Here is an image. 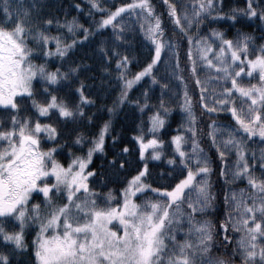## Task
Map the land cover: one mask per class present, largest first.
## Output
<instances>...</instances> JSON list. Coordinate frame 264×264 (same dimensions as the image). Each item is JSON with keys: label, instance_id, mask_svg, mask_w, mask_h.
Segmentation results:
<instances>
[{"label": "snow or ice", "instance_id": "snow-or-ice-1", "mask_svg": "<svg viewBox=\"0 0 264 264\" xmlns=\"http://www.w3.org/2000/svg\"><path fill=\"white\" fill-rule=\"evenodd\" d=\"M89 4L92 9L101 8L98 0H89ZM191 7L189 12L168 3L167 12L187 41L185 67L199 87L197 103L210 115L226 112L234 121L228 127H222L219 120L207 123L206 135L216 149L219 175L227 186L223 219L215 221L207 216L217 206L209 179L213 169L201 146L199 121L188 91L183 92L180 104L185 121L169 139L172 154L164 159L158 150L165 145L159 131L169 113L161 101L148 117L146 132L141 127L134 134L138 169L123 187L102 193L90 181L99 177L103 182L105 167L125 170L130 149L118 134L111 135V119L103 120L90 137L76 131L82 123L92 122L86 107L93 106L95 100L87 94L89 85L80 79L89 66L75 59L67 64L64 61L78 44L89 40L90 29L75 17L63 22L39 18L32 0H0V112L6 114L0 116V241L9 249H0V264H12L17 253L28 249L25 230L31 226L36 229L31 241L33 264H236L237 255L239 264H264V148L257 156L243 139L264 138V43L257 46L256 38L240 29L235 39L215 28L206 36L192 33V28H200L202 17L211 13L223 17L225 13L216 11L214 0H191ZM101 10L107 15L94 21L95 29L110 26L112 34L97 50L105 63L114 60L121 83L116 104L128 102L129 89L143 79L156 83L155 69L169 53L167 67L184 82L176 42L165 33L164 22L150 0H131ZM231 12L234 14L228 19L234 24L241 23L239 16L249 22L258 20L264 29V0H245L244 7ZM125 15L152 46L147 62L131 75L132 61L119 47L125 45L130 28L123 21ZM53 24L65 27L70 34L81 30L83 35L65 40L61 33L48 31ZM250 45L258 48L253 55H249ZM49 60L56 63L55 68L49 67ZM197 61L215 74L202 79ZM254 73L257 82L242 83L245 74L251 78ZM143 98L144 104L134 101L141 109L148 106L147 89ZM114 110L110 107L109 114ZM60 123L75 125L73 144L82 149H69L66 162L56 158L66 147V142L55 143L62 134ZM108 138L111 156L105 151ZM97 153L106 160L99 172L92 167ZM149 161H161L165 169H179V178L168 187H153L146 182ZM160 174L172 175L163 169ZM236 181H244L245 186L235 187ZM103 186L107 187L106 183ZM149 192L157 198L147 197ZM34 194L40 195L41 201L32 202ZM218 231L225 243L235 237L230 256L212 253ZM178 235L184 238L177 239Z\"/></svg>", "mask_w": 264, "mask_h": 264}, {"label": "trees", "instance_id": "trees-1", "mask_svg": "<svg viewBox=\"0 0 264 264\" xmlns=\"http://www.w3.org/2000/svg\"><path fill=\"white\" fill-rule=\"evenodd\" d=\"M100 3V9H92L89 0H32L35 4V15L39 18H52L59 19L63 22L65 19L76 18L77 22L84 27L90 29V38L88 41L78 44L76 48L72 51L68 60L64 61L65 64L69 63L71 60L75 59L78 62H84L89 67L86 71L80 73V79L85 80L89 85L86 90L88 95H91L95 100V104L91 107H86V111L92 114V122L82 123L76 131H83L85 137H90L95 134V130L98 125L103 120L111 119L112 121V132L111 135H119L120 140L124 144H128L129 153L127 154L128 166L123 171L109 170V168H104L103 182L98 177L95 180H91L90 184L97 188L100 192H106L109 188L116 190L124 186L127 178L135 173L138 169L139 157L137 152V143L134 140V134L137 133L139 128H144L145 132L147 130L149 120L148 117L151 113L160 107V102L163 101V107L169 109L168 116L166 118V124L163 129L159 131V138L165 141L163 149H160L164 153V159L168 155L172 154V146L169 143V139L175 134V129L185 117L180 104L183 100V92L188 91L189 95L192 97L194 103V111L198 118L197 128L200 130L201 134V146L208 153L209 160L211 161L212 172L209 174V179L212 184V190L216 195V207L207 213V216L212 218L214 221L216 219H223V197L227 186L224 180L219 175L220 163L216 153V149L211 145L206 133H207V123L210 120L219 121H230L228 115H210L208 112L204 111L199 103H197L199 95V87L194 84V81L185 67L186 64V49L187 41L184 39L183 35L173 26L172 21L168 17L167 4L174 3L177 9H182V3L180 0H150L154 6V10L159 14L164 22V30L167 36L176 42L177 51L179 53L180 67L184 71L182 74L185 76V80L181 83L175 75H173L169 68L167 67L168 61L171 59L170 53L164 55V62L155 69V75L157 77L156 83H151L149 79H143L142 82L134 85L129 90L128 102L123 104H116L117 95L120 92L121 83L116 78V69L114 60L112 63H105L97 50V45L102 41L107 39L112 34L111 27L106 29L96 30L94 21L98 20L101 16L107 15V12L102 11L103 8L114 9L117 5L121 3H129L131 0H98ZM216 4V11L224 12L223 17H216L215 14H210L202 17V23L200 28H192V33L199 31L200 35L208 34L210 29H219L226 33V37L235 39L237 35V29L245 31L252 34L256 39L255 43L257 46L264 43V29L260 27V22L253 21L249 22L247 18L237 17L241 20V23L234 24L228 19L229 15L234 13L231 12L233 8H242L245 5V0H214ZM76 4H80L81 8L77 9ZM124 23L130 25L128 29V35L125 36V45L119 46L120 50L126 52L130 59V72L139 70L144 63L147 62L152 51L150 47V40L139 31L138 27L134 21L130 18H124ZM48 31L50 33H61L65 40L74 39L75 37L82 36L83 31H76L74 34H70L65 27L58 28L53 24ZM31 43V42H30ZM35 46V45H33ZM49 47H54V45H49ZM251 54H254L257 49H252L250 45L249 49ZM111 55V53H109ZM34 59L39 61V58L34 57ZM57 62L60 61L59 57H56ZM50 68H55L56 63L52 60L48 61ZM104 69L108 70L105 73ZM178 74V75H179ZM166 84L167 88H162L161 85ZM34 86L39 89V85L34 83ZM144 89L148 91L147 105L144 109H141L134 101H139L140 104H144ZM113 107L115 110L109 114L108 109ZM6 115L0 112V116ZM53 122H55V117H53ZM58 127L61 130L60 139L56 140L55 143L65 144L61 151L56 153V158L62 162H66L68 159V150L71 149L73 152H80L82 149L80 147H75L73 144V137L75 133L73 128L75 125L71 123H60ZM106 153L111 156L113 153L110 151L111 140L108 138L106 140ZM51 144H45L44 147H50ZM122 145H117V148ZM84 147H87L85 144ZM106 160L99 153L94 154L92 167L97 168L100 171V165ZM171 173V176H161V170ZM260 170L259 167H257ZM179 169L167 168L161 161H149V174L147 182L152 184L153 187H168L171 183H174L176 179L179 178L177 175ZM106 183L107 187L103 186ZM243 182H235L234 186L237 187ZM114 195H118L114 191ZM217 229L218 225H215ZM231 235V233H229ZM235 237H233V242L225 243L222 239V234L219 231L215 237V245L212 248V253L214 255H224L230 256L231 250L234 247ZM26 242V241H25ZM29 240L27 241V244ZM0 249L9 250L8 246L5 245L3 241H0ZM32 246L28 245L26 251L17 253L12 260V264H31L33 262ZM236 264H239V256L235 257Z\"/></svg>", "mask_w": 264, "mask_h": 264}, {"label": "rangeland", "instance_id": "rangeland-1", "mask_svg": "<svg viewBox=\"0 0 264 264\" xmlns=\"http://www.w3.org/2000/svg\"><path fill=\"white\" fill-rule=\"evenodd\" d=\"M180 2L182 3V6H181L182 8H185L186 7L188 9V11L191 12V10H192L191 0H180ZM215 8H216V4H215ZM211 14H213V13H211ZM208 15H210V14H208ZM124 18L126 19V18H129V17L127 15H125ZM76 31H79V30H76ZM206 35L207 34H203L201 36H206ZM51 45H54V44H51ZM150 47L152 49L151 41H150ZM249 49H250V46H249ZM249 55H253V54H251L250 51H249ZM197 68H198V75H200L202 79L205 76H210V75H214L215 74V73L209 72L207 69L203 68V66L201 65V63L199 61H197ZM257 80H258V76H257L256 73H254L251 78L247 77V75L245 74L244 77L242 78V83H245V84L250 83V82L251 83H255V82H257ZM133 87H134V85H133ZM217 115H228L229 118H231L230 121H228V120L227 121H222L223 122L222 127H228L230 123H233L234 122L233 121V118L230 116V114H228L226 112L225 113H222V114H217ZM184 121H185V117H183V120L180 122L179 125H181L182 123H184ZM237 135H239V133H237ZM243 139L245 141V144H246L247 148L249 150H251V151H255L256 155L259 156L260 150L262 148H264V138H261L258 135H256V136H253V137H246L245 136V137H243ZM158 150H160V149H158ZM229 158L230 159H234V155H232L231 153H229ZM249 162L251 163V160H249ZM254 172L258 176L260 175V170H258L257 167L254 169ZM48 182L51 183V181H48ZM236 182H239V181H236ZM240 182H243V183L240 184L237 187H244L245 186V182L244 181H240ZM146 196L149 197V198H153V199H156L157 198V197H154L152 195V193H150V192L147 193ZM144 198L145 197H140V199H144ZM160 199H162V197H160ZM39 201H41V196L34 194L33 197H32V202H39ZM186 226L187 225H185V227ZM35 231H36V229H35L34 226L28 227L25 230V241L27 243V241L29 240L28 245H30V246H32L31 245V241H32V237L35 235ZM183 238L184 237L181 236V235H178L177 236V239H183ZM31 264H33V262Z\"/></svg>", "mask_w": 264, "mask_h": 264}]
</instances>
